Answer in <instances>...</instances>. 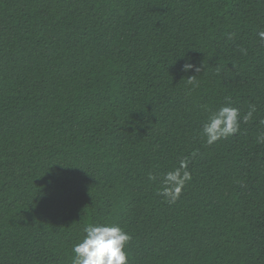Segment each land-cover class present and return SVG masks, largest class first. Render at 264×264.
Returning a JSON list of instances; mask_svg holds the SVG:
<instances>
[{
    "label": "trees",
    "instance_id": "obj_1",
    "mask_svg": "<svg viewBox=\"0 0 264 264\" xmlns=\"http://www.w3.org/2000/svg\"><path fill=\"white\" fill-rule=\"evenodd\" d=\"M260 31L264 0H0V264H71L96 222L128 264H264ZM223 105L257 112L207 145ZM184 157L169 203L149 173Z\"/></svg>",
    "mask_w": 264,
    "mask_h": 264
},
{
    "label": "clouds",
    "instance_id": "obj_2",
    "mask_svg": "<svg viewBox=\"0 0 264 264\" xmlns=\"http://www.w3.org/2000/svg\"><path fill=\"white\" fill-rule=\"evenodd\" d=\"M258 36L261 41H264V31H260ZM229 38L231 39V35ZM240 51L247 55L246 48H241ZM202 67L189 62L185 63L184 71H194L199 74ZM197 76L187 77V84L194 89L200 87ZM256 112L255 105H250L249 110L243 115L239 108L223 105L214 111H209L200 135L207 145H213L222 139L238 134L241 124L251 121ZM256 142L264 144V133L258 134ZM188 165L189 159L184 157L179 160L178 166L160 173L159 176L149 173V180L157 183L156 194L169 203H175L187 183L192 180ZM83 233L82 239L73 245L71 264H128L129 257L126 249L132 237L119 224L89 223L84 227Z\"/></svg>",
    "mask_w": 264,
    "mask_h": 264
}]
</instances>
